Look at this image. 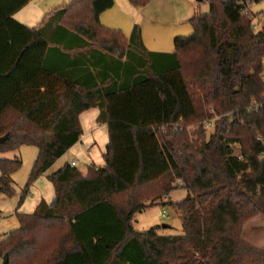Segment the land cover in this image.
I'll return each mask as SVG.
<instances>
[{"label": "trees", "instance_id": "1", "mask_svg": "<svg viewBox=\"0 0 264 264\" xmlns=\"http://www.w3.org/2000/svg\"><path fill=\"white\" fill-rule=\"evenodd\" d=\"M30 1L0 0V154L39 150L23 197L79 142L81 113L99 108L109 140L103 166L48 175L54 199L0 236L7 264H264L241 237L264 218V27L244 0H209L170 53L148 51L137 25L127 38L101 24L114 0H71L38 27L13 17ZM21 163L0 156V192ZM157 204L182 234L135 229Z\"/></svg>", "mask_w": 264, "mask_h": 264}, {"label": "rangeland", "instance_id": "2", "mask_svg": "<svg viewBox=\"0 0 264 264\" xmlns=\"http://www.w3.org/2000/svg\"><path fill=\"white\" fill-rule=\"evenodd\" d=\"M38 5L37 8L39 13L41 10L45 9L47 13H51L54 9H57L59 6H63L69 3L71 0H35ZM127 3V0H122ZM189 1V3H188ZM250 2V1H249ZM191 5L196 11L195 17L200 14L206 13L210 9V5L207 0H202L196 2V0H178L176 5ZM121 4L119 0H116V9H113V15H119L121 10ZM33 5V4H32ZM250 8L252 15L254 16L253 25L256 26V31L261 30L264 27V0H261L259 3L250 2ZM156 9V8H155ZM27 9H23L21 14L26 13ZM45 13V12H43ZM41 14V18L44 14ZM156 14V13H155ZM159 13H157L158 15ZM156 16V15H155ZM15 19L16 17L13 16ZM126 17V16H125ZM19 18L21 16L19 15ZM194 18V17H193ZM17 20V19H16ZM40 21L42 19H39ZM29 21V26H36L40 21ZM42 22V21H41ZM105 22V21H104ZM143 30L140 28L141 38L143 39L144 44L146 43L148 49L152 52H161V53H170L174 51L175 48V39L177 37L190 36L193 33V27L190 24V21L187 19L184 20H170L169 18L162 17L158 15L157 18L147 24L142 22ZM106 25V24H105ZM116 25V24H112ZM125 25V24H124ZM122 25L123 34L127 37L130 36V28L128 25ZM108 26V25H106ZM114 29H121L117 25L112 26ZM117 27V28H116ZM143 31V32H142ZM264 65V63H263ZM262 78L264 81V70L262 72ZM255 100L250 102V105H254ZM211 125V124H210ZM211 132V128H207ZM189 135L191 138L195 137V127H188ZM39 150L34 146H22L16 152H9L5 154H0L2 157L9 159H15L18 157L21 160V168L16 171L12 176V195H8L6 192H0V236H4L18 229L19 226V213L22 214H32L35 210V207H32V202L34 200H42V198L47 199L46 190L42 187L39 190L37 188L33 189L32 185L29 192L26 196L23 197L24 189L29 183V177L31 175L33 165L37 159ZM63 159V158H62ZM58 160L54 166L49 169L47 172L52 174L60 168L65 166L63 160ZM79 170H84L85 166L83 164L79 165ZM44 181L47 182V175H43ZM49 182V181H48ZM51 189L52 185L49 183ZM35 187V186H34ZM33 189V190H32ZM187 196V192L184 189H177L172 194L171 203L179 202ZM137 231L150 230L154 227H158V233L161 235H180L183 232V223L181 221V216L179 211L169 205L157 204L156 206L147 208L141 213H137L132 222ZM241 237L248 243L253 244L258 248L264 249V218H256L251 220L250 223L245 225L242 230ZM3 257L0 256V264H3ZM26 264V263H23Z\"/></svg>", "mask_w": 264, "mask_h": 264}, {"label": "crops", "instance_id": "3", "mask_svg": "<svg viewBox=\"0 0 264 264\" xmlns=\"http://www.w3.org/2000/svg\"><path fill=\"white\" fill-rule=\"evenodd\" d=\"M119 1L122 2L119 15L112 14L114 11L113 9H116L115 8L116 0H114V6L112 7V9L105 11V13L101 15L100 22L104 26L108 25L107 27L111 29H114L115 27L112 28V26H116V25L119 28H121L122 25L124 24L128 25L129 26L128 29L129 28L131 29L130 30L131 34L134 28L136 27V25L143 30L144 27H142L143 24L142 22H146L147 24H149L154 20V18H157L158 15L169 18L170 20L173 19L190 20L193 17H195V15H197L195 9H193L194 7L191 5H186L187 3H185V5H180V7H178L176 5V2L178 0H151V2L146 7L143 8H137V7L135 8L131 6L128 0L126 1L127 3L123 2L122 0ZM35 2H36L35 0H31L25 7L20 9L14 15L18 22H20L25 26H29L30 20L38 21L39 19H42L41 20L42 22L39 20L40 22L36 26H30V27H38L40 24L43 23L45 17L49 14V12L47 13L46 11H44L45 9H43L41 10V13H39L40 10H38L37 8L38 5ZM23 9H27L26 10L27 12L21 14L23 13L22 12ZM42 13L44 15L41 18ZM157 13L159 14L157 15ZM19 15L21 16V18H19ZM112 24H116V25H112ZM114 30L123 31L122 28L114 29ZM145 47L147 48L148 51H150L146 43H145ZM99 114H100L99 108H92L91 110L81 113L79 118L81 121L83 135L81 136L79 142H77L75 146H73L64 156H62L63 159L61 158L65 164H68L70 161L77 159L78 167L81 164L85 166L84 170H80V172H82L83 174L87 173L88 168L90 166H94V165L103 166L105 164L103 156L106 153V149H107L106 145L108 144V140H109V132L107 129V125L105 123L100 122L98 117ZM47 174L50 175L48 172L45 175ZM48 181L49 180H47V182L44 181V177L42 176L37 180L36 184L34 185L35 187L33 186V189L37 188L36 190H39L40 187L45 189L46 196L48 197L47 199L42 198V200H37V199L34 200L31 206L35 207V209L40 204V202L45 201L46 203H50L55 197L53 185L51 181L49 182ZM49 183L52 185V189ZM171 198L172 195L165 198L164 201H169L171 200Z\"/></svg>", "mask_w": 264, "mask_h": 264}, {"label": "built area", "instance_id": "4", "mask_svg": "<svg viewBox=\"0 0 264 264\" xmlns=\"http://www.w3.org/2000/svg\"><path fill=\"white\" fill-rule=\"evenodd\" d=\"M207 1H209V0H207ZM241 4H244V7L242 8V10H241V12H242V15L243 16H247V17H249L250 19H253L254 18V16L252 15V12H251V8H250V2H249V0H244V2L243 3H241ZM253 21H254V19H253ZM254 26V25H253ZM257 28H256V26H254V30H256ZM256 104V103H255ZM254 104V105H255ZM208 126V125H207ZM78 160L77 159H74V160H72V161H70L68 164H70V166L73 168V169H78ZM180 185H182V183H180Z\"/></svg>", "mask_w": 264, "mask_h": 264}, {"label": "water", "instance_id": "5", "mask_svg": "<svg viewBox=\"0 0 264 264\" xmlns=\"http://www.w3.org/2000/svg\"><path fill=\"white\" fill-rule=\"evenodd\" d=\"M198 1H202V0H196V2H198ZM8 137H9V135L1 136L0 137V145L3 144L8 139ZM7 258H8L7 255H5L3 258V260H4L3 264H7V262H8Z\"/></svg>", "mask_w": 264, "mask_h": 264}]
</instances>
